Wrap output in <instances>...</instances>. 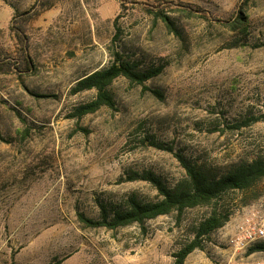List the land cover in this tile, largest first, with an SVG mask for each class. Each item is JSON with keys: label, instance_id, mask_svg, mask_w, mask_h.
Listing matches in <instances>:
<instances>
[{"label": "rangeland", "instance_id": "374dc122", "mask_svg": "<svg viewBox=\"0 0 264 264\" xmlns=\"http://www.w3.org/2000/svg\"><path fill=\"white\" fill-rule=\"evenodd\" d=\"M35 1L0 0V47L9 58L18 48L10 26ZM144 1L49 0L26 23L32 68L0 71V264H175L209 206L114 229L79 214L99 220L101 203L159 198L141 175L174 184L184 174L176 154L218 172L264 155V0H179L211 17L170 12L177 32ZM234 9L242 25L214 19ZM115 53L139 69H162L142 84L116 77L113 107L72 117L95 95L72 93L77 79ZM218 206L228 220L182 264H264V251L228 243L247 220L264 223V177L228 190Z\"/></svg>", "mask_w": 264, "mask_h": 264}, {"label": "trees", "instance_id": "16d2710c", "mask_svg": "<svg viewBox=\"0 0 264 264\" xmlns=\"http://www.w3.org/2000/svg\"><path fill=\"white\" fill-rule=\"evenodd\" d=\"M43 2H49V0H36L29 9L17 13L13 24L10 26L18 46L17 57L9 58L0 47V71L22 70L28 72L32 68L27 50L28 36L25 25L39 11L40 7L47 6ZM140 5L155 19L161 20L171 32L178 30L170 12L181 16L211 17L206 9L197 3L179 0L176 2L173 0H149L140 2ZM223 15L225 18L222 20L215 17L214 19L223 21V23L227 22L233 28L235 25L244 23V17L238 9ZM161 69V66L139 69L136 64L122 60L120 55L115 53V58L110 65L91 71L77 79L71 89L72 93L93 89L95 95L91 100L75 105L70 115L80 118L95 112L102 106L113 107L114 99L109 86L116 77L123 76L130 82L142 84L145 80L157 75ZM152 91L158 93L157 90ZM152 143L157 148L171 150V148H165L162 143ZM176 157L184 170V174L174 184L165 183L159 175L152 171H144L141 175L142 179L149 181L154 186L160 196L159 198L141 200L132 194L127 197L123 205H112L107 208L105 204L101 203L99 220H92L79 214L80 220L90 226H105L114 229L132 223L141 224L147 219L171 212L181 214L186 208L209 206L210 211L197 224L192 239L176 253L175 264H182L190 252L201 247L204 236L223 226L228 220L230 213L218 206L220 197L228 190L247 189L255 181L264 177V155L249 161L233 163L222 172H218L216 168L208 166L206 163L187 159L181 154H176ZM247 250L248 252L264 251V240L255 242Z\"/></svg>", "mask_w": 264, "mask_h": 264}, {"label": "built area", "instance_id": "2783aa9c", "mask_svg": "<svg viewBox=\"0 0 264 264\" xmlns=\"http://www.w3.org/2000/svg\"><path fill=\"white\" fill-rule=\"evenodd\" d=\"M264 240V223L247 220L238 226L237 231L230 236L228 243L234 250H247L255 242ZM225 264H243L230 258Z\"/></svg>", "mask_w": 264, "mask_h": 264}]
</instances>
